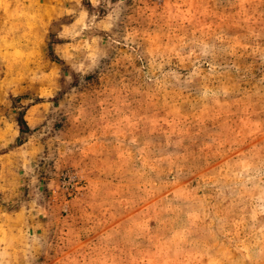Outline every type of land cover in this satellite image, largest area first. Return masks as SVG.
Masks as SVG:
<instances>
[{
  "label": "rangeland",
  "instance_id": "374dc122",
  "mask_svg": "<svg viewBox=\"0 0 264 264\" xmlns=\"http://www.w3.org/2000/svg\"><path fill=\"white\" fill-rule=\"evenodd\" d=\"M0 264H264V0H0Z\"/></svg>",
  "mask_w": 264,
  "mask_h": 264
}]
</instances>
